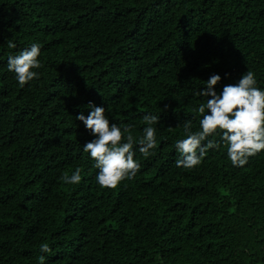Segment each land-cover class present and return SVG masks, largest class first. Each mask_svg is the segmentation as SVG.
<instances>
[{
	"label": "trees",
	"instance_id": "1",
	"mask_svg": "<svg viewBox=\"0 0 264 264\" xmlns=\"http://www.w3.org/2000/svg\"><path fill=\"white\" fill-rule=\"evenodd\" d=\"M33 43L39 79L20 87L7 58ZM248 70L264 89V0H0V264H264V151L234 167L222 144L175 164L209 77L219 93ZM90 103L132 126L141 167L115 189L83 150Z\"/></svg>",
	"mask_w": 264,
	"mask_h": 264
},
{
	"label": "clouds",
	"instance_id": "2",
	"mask_svg": "<svg viewBox=\"0 0 264 264\" xmlns=\"http://www.w3.org/2000/svg\"><path fill=\"white\" fill-rule=\"evenodd\" d=\"M7 46L16 47L11 40ZM40 52L41 45L33 43L30 48L8 56L7 68L15 73L20 87L39 79V73L33 69L42 67L38 59ZM220 81V75L212 74L203 90L197 93L207 100L196 109L202 117L199 130L193 131L190 120L182 125L185 138L175 145L179 153L175 161L178 168L190 170L199 166L208 150L219 149L222 144L226 146L228 159L234 167L245 166L250 157L264 151V89L257 86L255 73L251 70L244 72L237 82L224 85L222 91L217 93L214 86ZM88 107L91 111L87 117L83 114L75 117L95 137L83 145V150L95 161V167L99 170L97 183L102 188L115 189L122 181L134 178L141 167L135 159L136 141L132 126L121 128L110 122L104 107L91 103ZM167 107L165 105V110ZM143 121L147 126L139 139V152L147 158L154 154L151 150L157 148V129L154 125L160 123V117L148 114ZM62 179L66 184H79L82 180L81 169L77 167L71 175L65 174ZM40 251L50 253L51 248L43 243ZM39 264H46L45 256L39 257Z\"/></svg>",
	"mask_w": 264,
	"mask_h": 264
}]
</instances>
